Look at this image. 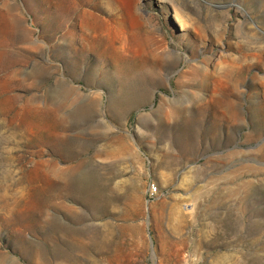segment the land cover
<instances>
[{"label": "rangeland", "instance_id": "374dc122", "mask_svg": "<svg viewBox=\"0 0 264 264\" xmlns=\"http://www.w3.org/2000/svg\"><path fill=\"white\" fill-rule=\"evenodd\" d=\"M0 264H264V0H0Z\"/></svg>", "mask_w": 264, "mask_h": 264}, {"label": "built area", "instance_id": "2783aa9c", "mask_svg": "<svg viewBox=\"0 0 264 264\" xmlns=\"http://www.w3.org/2000/svg\"><path fill=\"white\" fill-rule=\"evenodd\" d=\"M156 189H157V187H156L153 183H151V184L148 186V195H149V197H151L152 195L155 194Z\"/></svg>", "mask_w": 264, "mask_h": 264}, {"label": "bare ground", "instance_id": "6f19581e", "mask_svg": "<svg viewBox=\"0 0 264 264\" xmlns=\"http://www.w3.org/2000/svg\"><path fill=\"white\" fill-rule=\"evenodd\" d=\"M85 2H89V0H84Z\"/></svg>", "mask_w": 264, "mask_h": 264}]
</instances>
